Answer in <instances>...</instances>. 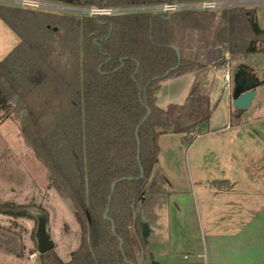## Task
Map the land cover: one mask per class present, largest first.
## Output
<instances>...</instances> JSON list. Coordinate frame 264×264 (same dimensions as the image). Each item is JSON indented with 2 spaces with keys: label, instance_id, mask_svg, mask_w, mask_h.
<instances>
[{
  "label": "trees",
  "instance_id": "1",
  "mask_svg": "<svg viewBox=\"0 0 264 264\" xmlns=\"http://www.w3.org/2000/svg\"><path fill=\"white\" fill-rule=\"evenodd\" d=\"M45 1L108 8L207 0ZM76 19L0 5V20L20 39L0 70L8 76L19 68L32 72L34 60H45L51 69V88L59 94L57 120L45 139L21 126L33 137L29 143L50 187L69 202L79 227V247L68 262L52 250L38 258L40 264H151L138 222L153 219L152 205L163 189L171 190L157 169L158 138L172 133L181 145H190L213 112L198 81L181 105L159 108L155 93L164 80L193 70L188 52L211 31L212 46L233 60L259 53L264 31L255 10L240 6L222 9L216 26L208 10L84 16L78 24ZM0 107L7 109L1 89ZM19 209L0 203L1 215L23 217Z\"/></svg>",
  "mask_w": 264,
  "mask_h": 264
},
{
  "label": "rangeland",
  "instance_id": "2",
  "mask_svg": "<svg viewBox=\"0 0 264 264\" xmlns=\"http://www.w3.org/2000/svg\"><path fill=\"white\" fill-rule=\"evenodd\" d=\"M213 2L215 5L211 11L216 16L214 26L218 24L222 9L240 6L247 10H255L256 23L264 29V0H213ZM51 3L65 5L52 1ZM67 6L96 9L84 5ZM105 9H124L115 15H125L133 13L129 9H137V7ZM84 12L78 15L77 10L66 8L54 9L51 13L80 20L82 16L89 17L91 11ZM213 41L211 31L202 42H195L188 52V57L193 62V70L179 78L164 80L155 93V104L159 108H165L169 103L182 104L191 84L198 81L207 90L213 108L204 129L208 126L207 128L215 131L213 133L221 136L222 130L219 129H225L229 125L230 111L231 119L236 117L235 110L230 104V93L233 88V75L243 67L248 77L255 79L259 85L254 88L257 96L239 119L258 118L256 120L264 122V119H259L264 117V53L233 60L224 50L213 47ZM19 43L18 36L0 20V61ZM260 47L264 50V43L260 44ZM44 50V48L41 50L43 58L47 57V51ZM34 61L36 68L32 72L19 68L16 70V76H8L0 70V89L7 101L6 110L0 107V203L16 204L20 206L19 211L24 213L23 217L17 218L0 214V264H40L34 237L37 218L40 216L46 217V230L54 243L52 251L63 262H68L70 254L79 247V227L73 217L70 204L50 187L48 172L43 163L35 157L29 143V139L33 137L28 139L21 126L25 123L37 138L45 139L57 120L59 94L53 91L55 88H51L53 82L50 76L51 69L47 68L45 60ZM37 69L42 74H39ZM227 71L229 90L221 86L223 72ZM14 97L17 99L16 104L11 103ZM259 129L264 132V124L259 126ZM176 137L171 133L164 138V142H161L163 150L166 147L167 152L165 164L168 165L167 170L171 172L169 178L173 184L182 188L181 191L189 193L191 176L187 166L189 167V162L193 165L194 161H190V157L187 158L188 155L186 157L184 152L192 143L181 145L179 138ZM213 139L210 143L213 153L220 152L222 157H225L230 147L221 137ZM179 148H182L183 154H177ZM168 150L175 153L170 155ZM189 152L188 150L187 154ZM262 164L264 167V162ZM262 177L264 179V176ZM188 199V195H177L169 189H163V193L152 205L154 218L148 221L151 229L148 244L153 260L159 264H162L167 256L171 257L166 264H188L189 261L198 259L200 255L199 234Z\"/></svg>",
  "mask_w": 264,
  "mask_h": 264
},
{
  "label": "crops",
  "instance_id": "3",
  "mask_svg": "<svg viewBox=\"0 0 264 264\" xmlns=\"http://www.w3.org/2000/svg\"><path fill=\"white\" fill-rule=\"evenodd\" d=\"M263 43L256 44L259 53H264L260 47ZM256 119L234 121L230 111L229 125L219 129L221 136L208 126L202 127V133L184 152L194 161L187 166L191 176L189 193L181 191L169 178L166 147L163 150L161 142L171 133L158 138L157 169L166 177L174 194L189 196L199 234L200 255L188 264H264V132L259 129L264 122ZM220 137L230 147L225 157L220 152L213 153L210 145L213 138ZM177 152L183 154L182 148ZM168 153L175 152L168 150ZM170 257L162 264L169 262Z\"/></svg>",
  "mask_w": 264,
  "mask_h": 264
},
{
  "label": "water",
  "instance_id": "4",
  "mask_svg": "<svg viewBox=\"0 0 264 264\" xmlns=\"http://www.w3.org/2000/svg\"><path fill=\"white\" fill-rule=\"evenodd\" d=\"M76 23H79V19L76 20ZM221 64V61H219ZM259 85L258 82L252 77H248L246 70L243 67H240L239 70L233 75V88L230 93L231 97V107L235 110L236 117L239 118L249 107L251 106L253 99L256 96V91L254 88ZM17 99L14 97L11 101L12 104H16ZM149 111H147L148 116ZM145 117V119H146ZM113 188V185H112ZM104 219L107 218V211L103 215ZM139 231L141 240L144 244L148 243V238L151 233V229L147 222L139 220L138 222ZM35 241H36V250L38 255L47 253L54 248V243L50 239L49 234L46 230V217L40 216L37 218V226L35 231ZM121 246V240H120ZM152 259L151 264H159L157 261L153 260V255H150Z\"/></svg>",
  "mask_w": 264,
  "mask_h": 264
},
{
  "label": "built area",
  "instance_id": "5",
  "mask_svg": "<svg viewBox=\"0 0 264 264\" xmlns=\"http://www.w3.org/2000/svg\"><path fill=\"white\" fill-rule=\"evenodd\" d=\"M0 4H6L10 5V7L15 8H21V9H27L32 11H39V12H47L51 13L54 11V9H75L77 10V14L81 15L80 13H85L84 11H91L89 14V17H98L100 15H115V13L119 14V12L124 11L121 9H105V8H96V9H82V8H74L65 5H56L51 3V1H45V0H0ZM215 2L213 0H207V1H198V2H174L171 4H164V5H142L140 6H128V7H137V9H129L133 13L131 14H143V13H151V14H171L178 11H188V10H208L211 11V9L214 7ZM5 6V5H4ZM196 7L194 9H191V7ZM189 7V8H186ZM236 7V6H235ZM115 8V7H113ZM142 8V9H140ZM200 8V9H197ZM136 11V12H135ZM141 11V12H138ZM55 14V13H53ZM116 14V15H117ZM84 17V16H82ZM87 17V16H85ZM222 88L224 89H230V83H229V72L224 73V79L222 83Z\"/></svg>",
  "mask_w": 264,
  "mask_h": 264
}]
</instances>
